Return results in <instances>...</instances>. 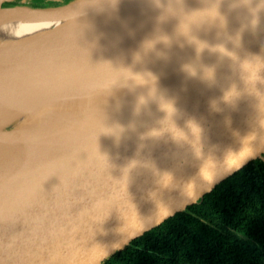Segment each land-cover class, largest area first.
Returning <instances> with one entry per match:
<instances>
[{
  "label": "water",
  "instance_id": "water-1",
  "mask_svg": "<svg viewBox=\"0 0 264 264\" xmlns=\"http://www.w3.org/2000/svg\"><path fill=\"white\" fill-rule=\"evenodd\" d=\"M13 1L0 7L35 14L33 25H42L35 32L76 24L83 12L68 10L78 0L48 7ZM205 24L179 52L206 37L202 54L106 113L81 119L91 105L87 93L108 88L107 81L53 87L7 109L16 120L4 128L23 127L34 157L0 197V264H103L250 162L264 163V0L218 28ZM151 41L57 50L31 79L51 85L144 61L163 47L161 38ZM7 60L30 65L14 54ZM54 106L60 114H45Z\"/></svg>",
  "mask_w": 264,
  "mask_h": 264
},
{
  "label": "bare ground",
  "instance_id": "bare-ground-1",
  "mask_svg": "<svg viewBox=\"0 0 264 264\" xmlns=\"http://www.w3.org/2000/svg\"><path fill=\"white\" fill-rule=\"evenodd\" d=\"M258 1L181 0L152 5L143 0H78L68 9L73 12L83 10L76 24L65 22L40 32L34 31L32 19L35 14L23 8L0 7V197L34 157L23 138L26 132L23 127L11 131L4 128L16 120V117H10L7 109L41 99L43 91L53 87H90L107 81L108 88H94L87 93L85 98L91 105L84 106L87 112L81 119L106 113L147 91L202 54L209 44L206 37L179 54L199 26L207 23L208 27L218 28L251 10ZM92 6L103 9L85 15V11ZM4 11L14 14L1 15ZM21 11L25 14L21 15ZM17 20H22L21 24ZM125 37L145 41L151 38V43L159 37L163 47L144 61L128 62L107 71L56 84L36 86L31 79L44 70L57 50L72 52ZM11 54L29 61L30 65L13 67L7 60ZM97 90L102 94H98ZM59 139L64 140V136Z\"/></svg>",
  "mask_w": 264,
  "mask_h": 264
},
{
  "label": "trees",
  "instance_id": "trees-1",
  "mask_svg": "<svg viewBox=\"0 0 264 264\" xmlns=\"http://www.w3.org/2000/svg\"><path fill=\"white\" fill-rule=\"evenodd\" d=\"M103 264H264V163L250 162Z\"/></svg>",
  "mask_w": 264,
  "mask_h": 264
},
{
  "label": "rangeland",
  "instance_id": "rangeland-1",
  "mask_svg": "<svg viewBox=\"0 0 264 264\" xmlns=\"http://www.w3.org/2000/svg\"><path fill=\"white\" fill-rule=\"evenodd\" d=\"M38 2H45L46 0H37ZM57 1H60V3H62V4H65V2L66 1H64V0H57ZM69 1H72V0H69ZM29 2H31V0H29ZM10 14H14V13H12V12H9ZM19 13V12H18ZM23 13H21V15H22ZM40 28H42V25H39V26H35V28H34V30H38V29H40ZM75 101V99H73V98H70V99H67V100H65V101H63V102H61L60 104H61V106L62 107H64V106H66L67 107V104H69V103H72V102H74ZM60 106V107H61ZM60 107L58 106H54V107H52V108H48L46 111H45V114H51V113H53V114H60L61 113V110H60Z\"/></svg>",
  "mask_w": 264,
  "mask_h": 264
},
{
  "label": "flooded vegetation",
  "instance_id": "flooded-vegetation-1",
  "mask_svg": "<svg viewBox=\"0 0 264 264\" xmlns=\"http://www.w3.org/2000/svg\"><path fill=\"white\" fill-rule=\"evenodd\" d=\"M21 3H22V0H16V4H21ZM25 3L31 4L37 7H48L50 6L49 4H58V5L62 4L60 3V1H57V0H46L45 2H42V1L38 2L37 0H31V2H29V0H25Z\"/></svg>",
  "mask_w": 264,
  "mask_h": 264
}]
</instances>
